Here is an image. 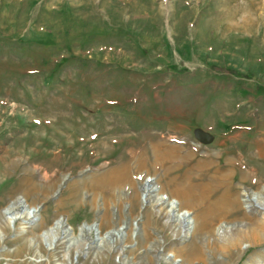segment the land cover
Returning <instances> with one entry per match:
<instances>
[{
	"label": "rangeland",
	"instance_id": "rangeland-1",
	"mask_svg": "<svg viewBox=\"0 0 264 264\" xmlns=\"http://www.w3.org/2000/svg\"><path fill=\"white\" fill-rule=\"evenodd\" d=\"M226 143L237 173L212 182L221 188L205 204L228 189L232 208L172 237L164 216L142 209L145 179L165 194L173 176L211 185L191 170ZM171 146V160L154 152ZM125 165L129 178L94 181ZM263 185L264 0H0V211L22 195L42 216L27 233L0 223V253L10 249L0 264H35L61 215L76 234L84 222L104 234L129 223L132 264H170L160 239L183 264H264V199L253 210L243 200ZM67 245L43 243L46 264ZM99 253L79 264H119L117 248Z\"/></svg>",
	"mask_w": 264,
	"mask_h": 264
},
{
	"label": "bare ground",
	"instance_id": "bare-ground-1",
	"mask_svg": "<svg viewBox=\"0 0 264 264\" xmlns=\"http://www.w3.org/2000/svg\"><path fill=\"white\" fill-rule=\"evenodd\" d=\"M175 151L176 148H174V146L165 147L163 152L160 151L157 152L156 148L154 150V152L157 153L160 160H165V161L169 160L174 155ZM189 156H190L189 154L185 155L186 158H189ZM197 165L199 169L200 168L204 169L205 163L200 164L198 162ZM111 177L119 181L125 178H129L127 166L126 165L122 166L120 168L114 169L113 171L110 170L109 173H106L101 176H97L94 181L103 182L104 179L111 180ZM212 182L214 181H211V185H209L208 182H201L197 184L187 183L188 185L189 184L190 185L185 188H181V190L182 192L190 193L192 196L195 195V197H202V198L204 197L206 199L207 192H209L210 190L213 191L214 189H218L220 187L219 185L214 186ZM221 183H223V181ZM161 187L162 186L158 182L156 181L153 182L152 190L150 193L154 194L155 197H150V201L148 205L153 207V209L156 211L157 216L165 217V219L163 218L165 221V225L170 228L172 237L179 239L181 241L188 239L194 233L200 231L205 226L206 224L205 222L208 218L210 217L212 218L215 216L219 218L223 214L227 213L228 209L232 208L231 207L232 197L229 194L228 189H224L220 194V196L218 197V199L206 211L202 213H198V212L194 213L191 210L182 208L180 201L181 199L179 200L177 198L170 197L168 194L162 192ZM254 196L256 197V201L259 204V202L264 199V192L262 191L252 192L250 195L248 194L244 195L243 198L244 203L246 205L252 204V201H254L253 200ZM174 201H177V203H175ZM184 203L185 202H183V204ZM39 210L40 207L30 206L25 198H18L17 202L12 201V203L8 207L0 211V223L4 222V226L6 229L14 230L17 233H27L33 225L40 224L42 220V216ZM174 210H177L175 215H173ZM183 210H185L187 213L190 214L189 216H187V218L183 217L182 214ZM132 226H133L132 237L137 243L139 236L142 235L144 232V228L142 225L139 224L137 220L132 223ZM88 227L89 230H87L86 227L81 226L79 230L83 234V237H78V234L74 232L73 227L68 226L65 220H63L61 222H58L56 225L54 224L53 227L48 228L42 235H40L42 244L44 243L49 251H57L58 250L57 246H59V244L62 243V241H65V239L55 241L56 238L61 236L62 230H64L65 236L67 238L70 237L72 238V241H74L70 245H67L64 251H62L59 255H55L54 262H51V264H79L80 261L79 259L81 256L88 257L90 255H94V256L98 255L99 252L98 251L95 252L93 250L94 245L95 248L99 249V251L101 250L99 254L102 256V258L106 257L105 254L106 250H112L117 248L116 260H118V263L132 264V261L126 258L125 249L128 246L124 244V242L128 239L129 236L128 233L130 227L129 223L125 222L124 225L112 229L106 234L102 232L100 222L96 223L95 226L94 224H88ZM121 227L123 228L121 229ZM223 231H224V227H220L218 229L219 234L222 233ZM95 235L98 238L96 244L93 243ZM0 236H2L3 240L6 236V232L5 229H3V227L2 229L0 228ZM28 240L31 241L32 243L33 238H28ZM82 240L87 241L86 243L87 248L86 247L82 248L80 247V245H78V243ZM117 243H120L121 245L117 246ZM160 243H162V245L160 244L154 247V249H156V251L160 252L161 254V257H159L160 261L170 264H183V259L178 258L174 251H169V252L164 251L166 245L165 244L166 242L164 240L160 239ZM42 244H41V248L40 247L35 248L34 251L35 253L33 258L35 264H46V262L50 263L51 261L49 258L46 257V255L43 254L44 252L42 250ZM71 248L76 249L72 257L70 254ZM5 250H10V249L5 248L4 246V248L1 250L2 253H0V260L3 259V257L5 256V254L3 253V251Z\"/></svg>",
	"mask_w": 264,
	"mask_h": 264
},
{
	"label": "crops",
	"instance_id": "crops-1",
	"mask_svg": "<svg viewBox=\"0 0 264 264\" xmlns=\"http://www.w3.org/2000/svg\"><path fill=\"white\" fill-rule=\"evenodd\" d=\"M229 150L230 149H229L228 143H226L225 145L222 144V146L220 148H217L215 150H211L210 148H206L205 151L207 153H205V155H203L202 158L198 157L196 159V162H195L191 172L196 171L197 174H199V175H202L203 173H207V174L211 175V179H210L211 181H218L217 179H219V177H220V180L227 181L229 179V177L231 175H233V173H235V174L237 173V171L234 172L235 167L233 165L234 164V162H233L234 159L232 158L233 156H230V154H226L227 151H229ZM198 162L200 164L205 163L204 169H202V168L199 169V167L197 165ZM206 164H209V165H206ZM211 168L213 169L212 172H210ZM236 168L243 170L244 166L241 165V167L238 166ZM226 171H228V172H226ZM188 179H190V180H188ZM177 183L180 184L181 186L178 185ZM187 183L197 184L199 182L194 183L192 175L189 176L186 174V176L183 178L173 176L172 181H171V185H169L168 194L172 197H176L179 200L181 199L180 201H181L182 208L190 209V210L198 212V213H202V212L206 211L207 208H209V207H207V205L205 204V198L204 197L203 198L202 197H195V195L192 196L190 193L182 192L181 188H185V187L190 185V184L188 185ZM199 199H201V200H199ZM183 202H185L186 205H185V203L183 204ZM64 218H65V216H64ZM96 221L98 222V220H96Z\"/></svg>",
	"mask_w": 264,
	"mask_h": 264
},
{
	"label": "water",
	"instance_id": "water-1",
	"mask_svg": "<svg viewBox=\"0 0 264 264\" xmlns=\"http://www.w3.org/2000/svg\"><path fill=\"white\" fill-rule=\"evenodd\" d=\"M154 182V177L152 176H148L146 179H145V182L141 188L142 190V195H141V199H142V209H145L147 207V205L149 204V201H150V197H155L154 194H151V190H152V183ZM59 191V190H58ZM264 192V185L262 186L260 192ZM253 190L250 191V193H252ZM150 194V195H149ZM18 198H22V195H19L17 196ZM253 200L255 201V204L254 206L253 205H247V209H251L253 210V207H261L260 204L257 203L256 201V197L254 196L253 197ZM175 203H177V201H174ZM39 207L41 208V205H39ZM177 210H174L173 211V215H175ZM182 214H183V217L184 218H187V216H189L190 214L187 213L185 210L182 211ZM65 218L63 215L59 216L55 221H54V224L56 225L58 222H61L63 221ZM97 223V221L93 222L94 226L95 224ZM83 227H86L87 230H89V227H88V222H84L83 223ZM124 227V226H123ZM121 227V229L123 228ZM78 237H83V234L80 232L79 230V233H78ZM67 242L68 245H70L71 243H73L74 241H72V238H67L65 236V233H64V230H62V234L60 237L56 238V240H64ZM98 241V238L97 236L95 235L94 237V240H93V243L96 244V242ZM63 242V241H62Z\"/></svg>",
	"mask_w": 264,
	"mask_h": 264
}]
</instances>
